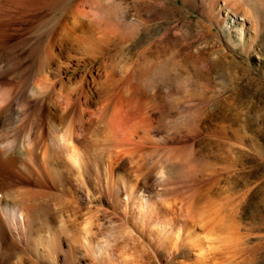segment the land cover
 <instances>
[{"label": "rangeland", "instance_id": "374dc122", "mask_svg": "<svg viewBox=\"0 0 264 264\" xmlns=\"http://www.w3.org/2000/svg\"><path fill=\"white\" fill-rule=\"evenodd\" d=\"M89 1L9 0V43L24 40L25 69L19 75L9 66L3 74L5 67L0 62V88L15 87L21 81L27 89L35 87L26 102L27 128L38 106L42 107L44 137L50 130L64 131L68 123L64 113L70 107L75 125L86 132L77 162L64 149L58 152L54 163L60 176L20 179L11 175L1 179L0 200L8 191L19 189L33 198L34 192L45 194L42 210L59 230L54 264H201L180 254L182 243L191 236L181 233L182 221L176 231L172 229V240L163 241L169 219L165 208L184 214L191 198L204 205L198 208L195 204L200 213L196 211L195 220L190 219L189 228L197 234L202 231L199 235L208 242L211 259L207 264H264V0H248L246 17L233 15L235 9L224 5V0H93V5ZM75 6L90 9L91 17L72 32L75 35L63 38L61 28L69 27L67 15ZM84 43H90L92 50ZM48 46L54 48L53 58L47 60ZM49 84H54L62 100L51 128ZM114 100L133 107L137 131L118 128L117 134L106 137L97 132L93 113L102 110V114ZM111 145L133 152L123 155ZM181 152L188 155L186 163L165 161L168 153ZM139 164L142 167L137 169ZM161 168L164 181L157 178ZM115 173L131 182L148 179L142 194L160 207L158 219L150 213L152 221L147 222L145 209L138 207L134 213L129 211L127 184H120L118 196L109 185ZM208 205L214 207L212 211ZM209 212L225 221L213 230L214 239L204 230L210 222ZM87 215L90 225L84 240ZM38 234L45 238L46 230L40 228ZM96 245L108 246L109 252H99ZM11 256L23 264H32L28 258L38 261L29 247L17 248ZM37 264L53 263L44 258Z\"/></svg>", "mask_w": 264, "mask_h": 264}, {"label": "bare ground", "instance_id": "6f19581e", "mask_svg": "<svg viewBox=\"0 0 264 264\" xmlns=\"http://www.w3.org/2000/svg\"><path fill=\"white\" fill-rule=\"evenodd\" d=\"M89 2H91L90 4L93 5V0H90ZM248 2H249L248 0H224V5H228V6L230 5V7H232V10H233V8L235 9L233 11L234 14L232 13L233 15H240L241 17L242 16L246 17L245 6L249 4ZM96 5H97V3H96ZM249 7H246V8H249ZM91 8H92V6H91ZM247 10L248 9H246V11ZM10 11H11V8H10L9 0H0V62L3 63V65L5 67L3 69V74L8 72L9 66H11V68L13 66V68H15V70L18 71V74L22 75V73H24L23 72L25 69L24 61L26 59L25 43H24L23 39H19L18 41L14 42L12 45H10V43H9L10 42L9 41L10 30H11V28H10L11 25L9 22V17H10V13H11ZM88 11H90V9ZM88 11L86 9L80 8L78 6L77 7L75 6L73 9H71L69 11V14L67 15L68 20H66L67 21L66 23H67V25H69V27L68 26L66 27L65 25H63V27L61 28V31H60V36H62L63 38H68L71 34L73 35L74 33H72V32L73 31L76 32V29H78V27L83 26V22L86 21L89 18V16L92 14V12H90V15H88L89 14ZM239 11H244V15L242 12H239ZM247 13H248V11H247ZM256 17H257V15H256ZM93 18H94V16H93ZM88 21L89 20H87V22ZM91 21L94 22L93 20H91ZM90 45H91L90 43L89 44L84 43V47H86V48L89 47L91 49L92 46H90ZM48 47L49 48H47V50L45 52V57H44L47 60L51 59L52 51L54 48L53 47L51 49L50 46H48ZM11 56L13 58H11ZM47 60H45V61H47ZM157 66H159V65H157ZM1 68H3V67H1ZM103 73H105V72H103ZM164 76H166V74ZM60 83L62 84L63 82H60ZM38 84L40 85V82ZM35 85H37V84H35ZM98 85H100V84H98ZM49 86H50V88H48V89L50 91V95H51V99H52V104H51L52 107L51 106L49 107V111L47 113V118H48L49 127H50V126L55 124L54 120H56L55 118L58 116V113L60 112L58 105L61 103V102H59L61 95L58 92V90L55 88L54 84H49ZM102 86H104V83ZM27 87L25 86L24 82L21 81L15 87H12L9 85V86H5V87L0 88V183H1V179L12 178L11 175L15 176L16 178H20V179H26V177L29 175H34V176L36 175V176H39L40 178L43 176H48L50 174L53 176L55 175L56 177L60 176V172H58V170H56L57 167L55 166V163H54L55 160L57 159V157L60 156V154L58 155V152H60L62 149H64V151L68 152V155H66V156L70 157V159L72 161L77 162L78 155H79L78 153L80 152L79 147L81 146V144L83 143V139L85 138L84 134L86 131L80 127L79 123H77L79 126H76L75 125L76 122L74 123V121H73L75 118L73 119L72 117H70V116H72V115H70V114H72L71 113V107H70V111L68 110V112H67L66 110L68 108L65 110L64 106H63V110H65L66 112L64 113V111L63 110L62 111L64 113V117L68 118V123H67V125L65 124L66 128L64 129V131L63 130L61 132H59L60 130L58 131V133H62L60 136L58 135V133L55 130H50V133L47 137L43 136V134L41 133L42 132V130H41L42 125L40 126V117H41L40 110L42 108L40 106H38V109L36 110L37 114L34 117L30 118L31 122L30 121L29 122L31 124L27 128V124H28L27 121L29 120V116L25 112L26 102L28 99L27 97L29 94H31V95H32V93L35 94V87L34 86L29 87V89H27ZM39 87L41 88V86H39ZM86 96L87 95H85V98H86ZM71 97H72V95H71ZM68 98H69V96H68ZM91 99H90V101H91ZM60 101H62V100H60ZM83 101H85V99ZM122 102L123 101L121 100V102L115 101L113 104L110 102L107 103L108 105L106 104L107 107L104 108V112L102 114H101L102 110L101 111L99 110L100 111L99 113H97V112L93 113L92 112L93 115L95 114L94 115L95 116L94 119H95V123H96L95 129L97 130V132H99L102 135L104 134V136H105V135H107V133L108 134L111 133V135H112V132L114 134H117V132L116 133L114 132L116 129L119 130L120 128H123V129L125 128V131H126L127 128H130L132 130L128 129L129 131L128 130L127 131L128 132L131 131L130 133H133L132 131L135 128L134 126L137 127V125L139 123V122H137V120H134V119H137L138 117L133 118L132 112H135L133 110V107L131 109V107L128 104H126L125 101H124V103L126 105H123ZM65 104H66V102H65ZM79 104H81V101ZM49 105H50V103H49ZM85 105H86V103H85ZM104 105L102 106V108L104 107ZM109 105H110V107H108ZM60 106H61V104H60ZM67 107H69V106H67ZM111 107H112V109H110ZM73 109H72V111L74 112L75 109L74 110ZM81 109L83 110V107H81ZM84 110H86V108ZM87 111L90 112V113L87 112L88 114H92L90 108H89V110L87 109ZM79 114H81V113L79 112ZM69 117H70V120H69ZM73 117H75V116L73 115ZM88 117H86V118L88 119ZM77 118H79V116ZM89 118L91 120L92 117H89ZM83 120H85V117ZM92 121H93V119H92ZM56 122H58V121H56ZM83 123H86V122H83ZM144 125H145V123H144ZM60 126H61V123H60ZM132 127H134V128H132ZM55 128H57V127H55ZM123 129H120V130L122 131ZM135 130H136V128H135ZM121 131H119V133ZM136 131H134V132H136ZM123 132H124V130H123ZM124 135H127V134H124ZM124 135H121V136L123 137ZM87 136H88V134H87ZM115 136H117V135H115ZM115 136H113V137H115ZM118 138L119 137L117 136V140H118ZM90 140H91V136H90ZM114 141H115V139H114ZM125 141L123 142L124 144H125ZM130 141H131V139H130ZM115 142H113V143L115 144ZM119 142H121V141L119 140ZM126 143H128V142H126ZM120 145H118V146H120ZM127 145H126V147H127ZM137 145H135V146H137ZM115 146H112V147H115ZM138 146H140V145H138ZM122 147L124 148V146H121V148H118V149L116 147L115 148L118 151L121 149L120 153H122L123 155H126L128 153L133 152L131 150H130L131 152H128V153H127V151L124 152L126 149L124 150V149H122ZM130 148H132L131 145H130ZM138 149H140V148H138ZM118 151H117V153H119ZM139 152H137V153L139 154ZM110 153H112V152H110ZM135 153H136V151H135ZM170 153H168L165 156L163 155L165 157L166 162L167 161L171 162L172 160L176 161V162H185L188 160V159L186 160V156H188V155L184 156L182 152L178 155H174V154H170ZM64 154H65V152H64ZM134 154H132V155H134ZM112 155H113V153H112ZM128 155H131V154H128ZM145 155H146V153H145ZM109 159L111 160L110 162H112L113 159H111V158H109ZM136 159H138V158H135L134 160H136ZM128 160L130 161V158ZM80 161H82V160H80ZM131 161H132V159H131ZM159 161H161V160H159ZM115 162H114V164H115ZM137 163H136V165H137ZM115 165H118V164L116 163ZM130 166H131V164H130ZM139 166H140V164H139ZM139 166L137 169L142 167V166H140V167ZM134 170H136V167L134 168ZM163 170L161 168V170L158 171L159 174L157 175V178H160L161 180L164 179V178H162L163 177L162 175H165V174H163L165 172ZM136 171H139V170H136ZM151 171H153V169H151L150 172ZM134 174H135V172H134ZM141 174H142V171H141ZM135 175H137V174H135ZM134 177L136 178V176H134ZM20 179H18V180H20ZM142 179H143L142 182H138V180H137V182H131L130 180H124L123 177H121L115 173V177L114 178L111 177V183H109V185L111 187V190H113L114 193L116 194V196H118V192L120 190V184L126 183L127 184V201H128V206L130 207L129 211L131 213H134V211H135L134 208H136V207L140 208L141 211L145 209L144 215L147 218V222L150 221V223H151L152 216L150 215V213H152L156 216L160 212V207H158V205L153 203L154 201H152V197H150L149 195L144 196L142 194L144 192V190L146 189V183L148 181V179H147V181L144 178H142ZM162 181H164V180H162ZM147 185H149V184H147ZM7 190H9V189H7ZM24 190L25 189H23V190L19 189L16 191H8L7 194L4 192L3 195L5 196V194H6L7 196L3 197L2 201L0 200V264H23L22 259L21 260H18V259L13 260V261H15V262H13L11 260V257H12L11 255L15 249H17V248L22 249L24 247L25 248L29 247L31 252L33 253V256L38 261H41L42 259L46 258L48 260V262H52L54 264V262H56L57 254H58V251L60 248L59 237H58V231L59 230H57L56 228L53 227L51 221L48 219V216L42 210L41 197H43L44 193L42 194L41 191L36 192V193L34 192L33 195L35 196V198H33L32 194L30 192H27V190H25V191ZM196 198H198V196ZM193 199L191 198V200H188L186 202L187 205L186 206L184 205V207H185V213L184 214L178 213L181 210H179V211L177 210L178 212H174L173 210L171 211L170 207H168V208L164 207L165 212H166V218H169V219H168V224L164 225L165 230L163 231V241L165 242L169 239L172 240V238H173L172 235H174V233L172 234V229L174 228V230L176 231L177 225L182 221L183 227H182L181 233L182 232L183 233L188 232V233H190L191 236H189L186 243H182V247L180 250L181 256L184 257L185 259H188V260H190V258L192 257V258H194V260L201 262V264H207L206 262L209 259V254L207 255V250H210V249L206 247L205 243L207 244L208 242H204L203 237H201L199 235L202 231L199 234H197V232H195L193 229L190 230V228H189L190 219L193 217L195 218L194 214L196 213V211H198L197 213H200L199 210H195V206L198 205L197 206L198 208L201 207L200 206L201 203L196 202L197 205H195L196 203H194V202L197 201V199L195 201ZM29 200L31 201V204L28 203ZM45 201H46V199L43 202L44 204H45ZM182 203H183V201H182ZM48 206H50V205H48ZM180 206H182V205L180 204ZM203 206L204 205L202 204L201 208H203ZM208 206L205 207L206 210L209 211L211 208V211H212V209L214 207L212 208V206H209L210 208H208ZM180 209H182V208H180ZM217 211L218 210H216V212ZM204 212L207 214L206 211H204ZM216 212L214 213L215 216L214 215L212 216L213 213L209 212L208 215H209V217H211L210 222L208 223V221H207V226H205V228H204V230L207 229L206 231L208 232V235H209L208 237H211V238H212L211 235L213 234V230H218L221 223L223 224L225 222V221L224 222L222 221L223 218H220ZM198 216H199V214H198ZM196 218H198V217H196ZM156 219H158V217ZM200 219L203 220V218H200ZM197 220L198 221H195V222H197L198 224H201L199 219H197ZM53 223H54V221H53ZM83 223H84L83 229L85 230L83 232L84 233L83 239L86 240L85 234L87 232L88 225H90L89 224L90 223V215H87L84 218ZM202 226L204 227V224ZM226 226H227V224H226ZM148 227H150L149 223H148ZM40 228H42V229L44 228L46 230L45 238L42 237V234L41 235L38 234V231ZM170 229H171V231H170ZM205 235H207V233H205L204 236ZM218 235H220V234L217 233V236ZM214 236H215V234H214ZM205 237H207V236H205ZM178 238H179V236H177L176 239L178 240ZM212 239H214V238H212ZM213 243L214 242L212 241L211 244L213 245ZM176 245H177V243H176ZM208 245H210V244H208ZM105 246H106V244H105ZM96 247H97V250L99 252L100 251H103V252L106 251L107 253L109 252L107 249L108 246H107V248H105V247H102V246L100 247V246L96 245ZM208 247H211V245ZM213 249L214 248L211 249L212 252H213ZM215 250L216 249H214V251ZM215 253H217V252L215 251ZM212 254L214 255V253H212ZM14 255L15 254H13V257H14ZM28 260L32 264L38 263V261H34V260L29 259V258H28ZM209 263H210V261H209Z\"/></svg>", "mask_w": 264, "mask_h": 264}]
</instances>
